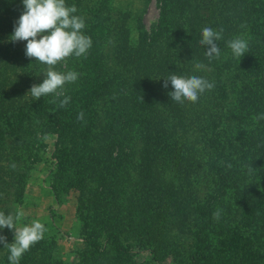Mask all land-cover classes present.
Segmentation results:
<instances>
[{
    "label": "trees",
    "instance_id": "16d2710c",
    "mask_svg": "<svg viewBox=\"0 0 264 264\" xmlns=\"http://www.w3.org/2000/svg\"><path fill=\"white\" fill-rule=\"evenodd\" d=\"M157 2L159 14L154 30L148 33L138 20L135 44H120L121 54L118 52L117 57L123 67L133 70L129 76L114 74L103 61L107 37L103 33L110 35L102 19L86 20L85 29L93 33V44L87 57L74 68L80 73L78 81L67 85L65 95L71 97L70 103L61 108L53 103V96L42 97L33 111L25 110L26 117L21 118L23 100L34 84L45 79L42 72L46 65L26 57V41H10L24 11L22 0H0V123L11 135L32 137L36 131L33 127L27 130V121L47 119L41 128L52 126V133L65 144L56 160L57 184L81 190L89 177L98 180L100 192L95 195L93 210L82 197L78 201L83 227L97 221L99 214L100 221L108 225L105 214L118 188L114 192L111 185L128 176L123 172L126 164H134L135 183L129 186L131 192L126 196L121 224L132 236L152 227L166 229V223L184 234L193 223L191 264H262L264 120L257 122L254 117L264 113V0ZM88 11L84 8L75 15L84 18ZM205 27L223 28V39L217 42L219 59L209 61L205 55L208 46L200 44ZM237 36L249 43L250 52L241 60L227 47V42ZM198 64L202 67L197 68ZM56 70L62 71V66ZM172 74L202 76L214 82L215 87L201 95L197 103L181 105L169 96L160 105L158 91H173L170 82L164 87V79ZM231 75L242 76L243 82L233 106L231 94L235 87L228 82ZM81 111L82 121L77 119ZM4 136L0 132V143ZM75 146L82 154L73 152ZM204 148L213 154L210 167L215 170L216 191L224 194L231 190L235 200L233 212L226 209L223 219L231 212L237 224L230 232L226 224L220 231L217 245L223 253L217 259L205 251L215 199L195 206L191 199V182L196 184ZM136 151L137 162L132 163L130 157ZM7 171H3L0 157V196L7 190ZM161 174L165 181L159 185ZM230 222L228 217L227 224ZM41 244L44 243L40 241L32 247L20 264H61L51 255L36 262L33 257Z\"/></svg>",
    "mask_w": 264,
    "mask_h": 264
},
{
    "label": "rangeland",
    "instance_id": "374dc122",
    "mask_svg": "<svg viewBox=\"0 0 264 264\" xmlns=\"http://www.w3.org/2000/svg\"><path fill=\"white\" fill-rule=\"evenodd\" d=\"M78 2V4L72 3L77 8V14L81 9L89 10V13L84 15L85 22L86 20L93 22L94 18L95 20L99 18L109 30V37L105 32L103 33V36L107 37L102 49L103 61L107 68L113 70L114 74L129 76L130 71L133 70L123 67L117 57L120 44L123 41L127 44H135L138 20L148 33L154 30L159 14L157 0H78ZM67 5L72 6L69 3ZM171 30L174 31L173 25ZM83 31L92 39L93 33L86 29ZM82 58L69 59L66 65H61L62 71H74ZM243 79H245L244 76ZM228 82L229 84L232 82L235 87V91L231 94L233 106L238 101L242 90V76L232 78L231 75ZM158 92L159 104L167 102L168 92L161 90ZM48 97L45 96L44 99ZM23 102L21 118L26 117L25 110L29 113L33 111L32 108L37 106L38 100L28 94ZM38 121L33 119L27 121V130L33 127L36 131V135L32 137L11 135L6 125L0 123V132L5 135L0 143L3 171L9 170L7 172L12 177V179L9 178L10 176L6 177L8 178L7 190L0 196V211L6 214L13 213L17 209L23 211L25 216L18 226L30 224L33 220H39L46 226L47 232L42 240L44 244L38 247L33 257L36 262L51 255L61 264H191L193 223L184 234L178 233L175 226L170 223L164 224L166 229L152 227L145 233L142 231L141 235L133 236L121 226L124 222L126 196L131 192L129 186L135 183L134 164H126L123 172L128 173V176L120 177L119 181L117 180L119 185L117 183L111 185L110 190L114 192L118 188L117 197L111 202L112 207H109L105 214L109 218L108 225L103 220L100 221L102 216L99 214L97 221L88 220L89 226L83 227L78 217L79 212L82 213V210L78 208V201L82 197V200L91 204L90 210H93L92 207L97 200L95 195L100 192V184L94 176L86 180L81 190L64 189L57 184L55 176L58 162L56 160L60 157L65 144L52 133V126L45 125L41 128V123L47 119L41 118ZM133 142L134 139L131 143ZM77 148L75 146L73 152L82 154L83 151ZM131 155L130 162L136 163L137 151ZM200 155L201 159L197 165L198 176L194 181L196 184L191 182L193 186L191 199L194 206L206 204L215 199L213 213L217 209L223 212L218 221L213 219L212 213L211 226L205 238V251L211 254L212 259H217L223 253V248L217 245L221 236L220 231L226 224L229 225L228 232H230L237 224L231 214L235 200L231 190L224 194L216 191L215 170L210 167L213 154L204 148ZM161 178L159 185L165 181L164 175L161 174ZM226 209L231 212L223 219ZM228 217L231 218V222L227 224ZM190 220L192 218L188 220V224ZM0 235L5 236L8 243L14 242L12 230L0 229ZM262 241L264 238L261 239ZM261 251L262 264H264V245ZM8 256V250L0 244V264H9Z\"/></svg>",
    "mask_w": 264,
    "mask_h": 264
},
{
    "label": "clouds",
    "instance_id": "9594fccd",
    "mask_svg": "<svg viewBox=\"0 0 264 264\" xmlns=\"http://www.w3.org/2000/svg\"><path fill=\"white\" fill-rule=\"evenodd\" d=\"M24 11L14 27L10 36L11 42L26 41L25 55L29 59L35 58L36 62L46 65V71L42 72L45 79L41 84H34L28 94L35 100L45 96H53V103H58L61 108L67 107L71 97L65 95L67 85L78 81L80 73L76 71H58L59 65H66L73 57H87L92 47V39L84 34L85 19L75 15V5L68 6L66 0H22ZM223 28L215 30L205 27L202 30L201 46H208L205 51L209 61L221 57V49L218 41L223 39ZM232 55L241 60L248 52L249 43L242 37H235L227 42ZM202 67L198 64L197 68ZM171 83L173 91L169 92L172 101L178 104L185 102L197 103L206 91L214 89V82L197 75L181 76L172 74L164 79V87ZM143 99V97H142ZM77 119L82 121L84 113L81 111ZM259 122L264 120V113L254 117ZM231 164L227 167L231 168ZM15 167V165H13ZM252 167L249 168V172ZM221 209L213 213V219L219 220ZM25 213L17 209L13 213L6 214L0 211V229H9L14 232V242L8 243L5 236L0 235V244L9 252V264H20L23 256L36 244L44 239L47 232L46 226L39 220H33L30 224L18 226Z\"/></svg>",
    "mask_w": 264,
    "mask_h": 264
}]
</instances>
